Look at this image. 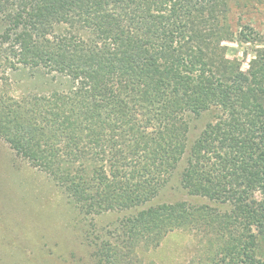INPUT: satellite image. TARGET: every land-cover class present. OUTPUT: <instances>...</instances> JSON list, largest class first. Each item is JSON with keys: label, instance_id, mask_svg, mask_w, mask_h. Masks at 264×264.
<instances>
[{"label": "trees", "instance_id": "16d2710c", "mask_svg": "<svg viewBox=\"0 0 264 264\" xmlns=\"http://www.w3.org/2000/svg\"><path fill=\"white\" fill-rule=\"evenodd\" d=\"M230 1L0 0L18 63L71 83L1 101L0 138L88 212L142 208L123 221L128 239L196 222L220 238L218 253L253 250L264 236V44L233 23ZM235 38L256 47L246 71L222 45ZM204 115L213 120L189 143ZM182 163L190 201L144 206Z\"/></svg>", "mask_w": 264, "mask_h": 264}, {"label": "rangeland", "instance_id": "374dc122", "mask_svg": "<svg viewBox=\"0 0 264 264\" xmlns=\"http://www.w3.org/2000/svg\"><path fill=\"white\" fill-rule=\"evenodd\" d=\"M230 2L233 23H238L240 29L247 28L246 32L252 29L256 44H264V0H250L247 4ZM4 27L0 23V102L16 106L26 97H50L71 86L67 78L42 67L18 63L14 54L16 45L2 42ZM48 38L52 41V37ZM250 43H239L235 38L234 42L222 44L226 46L227 57L240 62L242 71L248 69L255 55L256 47ZM211 119V115H204L191 122L189 143ZM182 167L183 163L161 195L144 206L190 201L183 196L179 183ZM139 209L142 208L88 212L47 175L19 158L0 138V264H246L245 254H253L256 263L264 262L263 235L256 237L253 250L248 247L243 251L242 244L218 253L220 238L206 236L196 222L192 227L169 229L155 236L140 233L128 239L123 221Z\"/></svg>", "mask_w": 264, "mask_h": 264}]
</instances>
